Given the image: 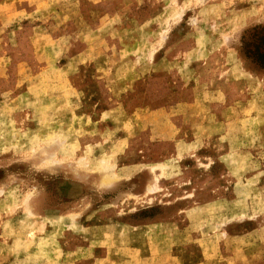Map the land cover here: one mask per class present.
<instances>
[{"label": "rangeland", "instance_id": "obj_1", "mask_svg": "<svg viewBox=\"0 0 264 264\" xmlns=\"http://www.w3.org/2000/svg\"><path fill=\"white\" fill-rule=\"evenodd\" d=\"M264 0H0V264H264Z\"/></svg>", "mask_w": 264, "mask_h": 264}, {"label": "trees", "instance_id": "obj_2", "mask_svg": "<svg viewBox=\"0 0 264 264\" xmlns=\"http://www.w3.org/2000/svg\"><path fill=\"white\" fill-rule=\"evenodd\" d=\"M243 57L260 69H264V26H254L240 38Z\"/></svg>", "mask_w": 264, "mask_h": 264}]
</instances>
